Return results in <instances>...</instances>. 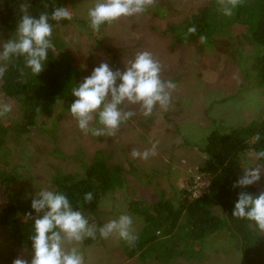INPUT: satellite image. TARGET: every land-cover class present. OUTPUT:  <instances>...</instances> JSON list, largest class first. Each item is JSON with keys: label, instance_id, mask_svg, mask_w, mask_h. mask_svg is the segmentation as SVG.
<instances>
[{"label": "rangeland", "instance_id": "rangeland-1", "mask_svg": "<svg viewBox=\"0 0 264 264\" xmlns=\"http://www.w3.org/2000/svg\"><path fill=\"white\" fill-rule=\"evenodd\" d=\"M204 2L149 0L145 12L122 16L94 32L88 23L93 0L61 1L71 11L72 19L60 29V35L66 49L86 65L88 75L102 61L112 67L115 62L123 70L138 53L148 51L160 62L162 79L174 81L176 88L166 110L157 105L143 124L133 119L123 123L113 136L97 137L81 131L68 111L71 102H60L52 117L41 120L38 127L10 146V164L17 169L15 182L22 197L30 198L36 191L55 188L56 171L83 174L85 165L100 150L112 156L111 162L124 167L126 184L103 198L96 212L82 211L97 226L127 213L137 234L143 222L128 210L130 201L151 202L162 193L170 197L181 188H189L197 196L205 192L209 179L202 177L199 185L197 181L199 165L205 158L200 147L206 136L212 130L263 117L264 87L258 84L254 69L257 48L245 41L241 23L229 25L216 41L170 48V36L159 30L181 21ZM3 42L0 38V45ZM1 83L0 79V105L10 104L11 111L0 117H15L19 103L2 91ZM154 142H158L156 155L147 160L132 157L133 150L150 149ZM249 153L254 152L243 154L242 163H247L244 158ZM263 180L264 174L253 184L257 194L264 191ZM6 188L0 185V209ZM87 239L76 245L84 264H161L130 258L115 234L105 239L97 232L91 243ZM205 246L202 261L177 258L172 264H245L244 255L227 231L209 236ZM17 257L30 259L31 249L16 244L8 233L0 231V264H12Z\"/></svg>", "mask_w": 264, "mask_h": 264}, {"label": "trees", "instance_id": "trees-1", "mask_svg": "<svg viewBox=\"0 0 264 264\" xmlns=\"http://www.w3.org/2000/svg\"><path fill=\"white\" fill-rule=\"evenodd\" d=\"M61 1L0 0V38L6 42L13 35L22 10L33 16L42 12L50 14L55 7L62 6ZM231 6L232 0H205L198 10L159 31L170 36V48L176 50L186 44L216 41L229 25L241 23L245 41L257 48L254 69L258 84L264 87V0H236L232 15H225L223 9ZM69 22L51 21L53 48L45 69L37 76L25 66L22 57L1 63L2 91L19 103V112L15 117H0V185L7 186L0 209V231L28 249H31L29 237L33 224L28 213H35L31 209L32 197H22L17 188L18 173L10 164V146L12 141L38 127L41 120L52 117L60 102L72 103L75 98L71 88L88 75L78 57L66 49L60 35V29ZM192 26L196 31L189 33L188 28ZM113 68H117L115 62ZM126 110L135 114L125 123L133 119L144 123L146 117L139 105L128 104ZM200 151L205 158L199 165L198 175L200 179H209L205 192L197 196L193 190L181 188L174 190L170 197L162 193L151 202L130 201L128 210L139 215L143 225L134 247L122 240L125 254L161 264H172L177 258L202 261L206 254L205 240L217 232L227 231L244 255L245 264H264L263 234L253 222L232 216L239 191L257 194L253 185L240 189L233 184L243 175L241 156L248 151H264V116L212 130ZM111 158L100 150L85 165L83 174L56 171L55 188L66 193L74 207L96 212L103 198L126 184L124 167L111 162ZM261 162L264 164V160ZM88 192L94 196L91 202L84 201ZM91 241L93 238L86 240Z\"/></svg>", "mask_w": 264, "mask_h": 264}, {"label": "clouds", "instance_id": "clouds-1", "mask_svg": "<svg viewBox=\"0 0 264 264\" xmlns=\"http://www.w3.org/2000/svg\"><path fill=\"white\" fill-rule=\"evenodd\" d=\"M149 0H93L88 10V23L94 32L102 26L111 24L122 16H134L146 11ZM231 7L223 9L227 16L232 15ZM72 13L66 6H57L49 14L42 12L33 16L22 10L13 35L0 47V60L23 58L25 66L34 76L40 74L49 61V52L53 48L51 21L71 20ZM195 26L188 32H195ZM205 37H201L204 41ZM86 67V65H83ZM2 72V70H0ZM161 64L148 51L138 53L126 63L123 70L113 68L107 62H100L90 75L82 81H76L71 88L75 98L68 111L75 118L79 129L93 136H113L119 127L134 116L132 110H126L128 104H138L145 117L153 113L158 105L167 109L172 100V91L176 84L164 80ZM11 111L10 104L0 105V115ZM158 142L144 151L133 150V158L147 160L156 155ZM242 163L243 175L234 182V188L246 189L261 180L264 174V151L249 153ZM93 193L84 195L85 202L93 201ZM28 213L33 220L30 241L31 258L17 257L12 264H84L80 249L76 246L85 238H101L117 235L129 246L134 247L138 239L132 229L133 220L127 213L112 219L103 225L90 223L89 218L78 207H74L63 191L54 187L36 191L31 198ZM232 216L253 222L260 233H264V191L259 194L241 190L237 193ZM71 245V246H70Z\"/></svg>", "mask_w": 264, "mask_h": 264}, {"label": "built area", "instance_id": "built-area-1", "mask_svg": "<svg viewBox=\"0 0 264 264\" xmlns=\"http://www.w3.org/2000/svg\"><path fill=\"white\" fill-rule=\"evenodd\" d=\"M199 183H200V177H199V180L197 181V185H199Z\"/></svg>", "mask_w": 264, "mask_h": 264}]
</instances>
